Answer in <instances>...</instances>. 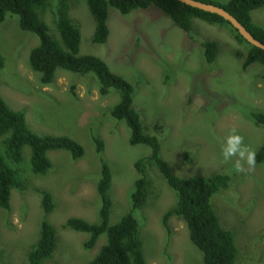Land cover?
Here are the masks:
<instances>
[{"label":"rangeland","instance_id":"rangeland-1","mask_svg":"<svg viewBox=\"0 0 264 264\" xmlns=\"http://www.w3.org/2000/svg\"><path fill=\"white\" fill-rule=\"evenodd\" d=\"M69 3L70 18L81 34L80 54L102 59L132 85V106L150 134L155 133V126L161 128L157 136L160 156L174 174L180 178L212 174L230 178L228 188L212 198V206L221 226L236 234L238 264H264V163L253 171L245 165L244 172H237L235 158L224 163L221 156L233 128L256 152L264 140V123L252 116L264 115L263 67L252 64L243 69L242 58L237 56L244 58L249 45L238 41L225 24L193 20L190 34H185L153 7L127 15L109 8L110 34L104 45H97L92 43L94 22L86 0ZM44 19L53 27L50 9ZM251 19L264 28V7L251 12ZM203 41L218 45L212 64L203 58ZM36 44L33 35L19 29L17 18L9 17L0 25V53L5 57L0 94L13 110L25 114L33 132L68 136L83 147L84 155L73 161L64 151L48 152L51 169L45 175H34L30 150L22 149L21 178L28 188L13 190L9 211L0 209V264H27L43 218L35 189L50 193L54 202L47 221L56 229V249L44 264H86L105 244V236L86 250L83 245L88 235L62 226L72 217L98 222L96 185L101 160L112 175L109 223L129 212L138 177L134 164L150 150L129 144L128 127L110 115L118 94L111 90L101 96L92 74L79 76L59 70L52 84L42 86L27 61ZM93 138L103 143L100 154ZM149 179L146 204L134 213L141 225L146 264H203L184 222L176 216H170L167 225L162 222L166 212L175 207L174 192L154 168L149 170Z\"/></svg>","mask_w":264,"mask_h":264},{"label":"trees","instance_id":"trees-1","mask_svg":"<svg viewBox=\"0 0 264 264\" xmlns=\"http://www.w3.org/2000/svg\"><path fill=\"white\" fill-rule=\"evenodd\" d=\"M214 4L233 16L254 39L264 44V28L255 24L251 12L264 7V0H228L215 3L211 0H195ZM87 9L94 22L92 43L104 45L109 37L107 25L108 9L112 8L120 15H127L134 10L158 9L170 19L172 24L185 34H190L193 20L211 25H227L238 41L248 44L237 31L218 15L203 12L187 6L177 0H86ZM50 9L52 25L44 19ZM15 17L19 29L33 35L37 44L28 55L30 69L38 75L39 83L48 86L53 83L56 73L61 70L71 74L85 76L92 74L98 83V92L106 96L111 90L118 94V102L110 111L111 117L122 121L129 129L131 146H146L150 153L137 160L134 169L137 179L130 195V210L119 220L109 223L112 202L109 197L111 171L106 162L100 161V176L96 192L100 200L98 222L89 223L81 218H68L63 228L88 235L84 249L95 247L100 236H105V244L86 264H146L141 225L134 216L141 210L150 194L151 182L149 170L154 168L162 176L166 185L176 196L175 207L166 212L162 222L170 216L180 218L187 229L190 243L202 255L203 264H238L239 251L236 245V234L223 228L212 206V198L219 191L226 190L230 178L224 174L193 176L180 178L170 165L161 158L159 152V126L154 127V134L142 125L139 114L134 110V88L121 76L113 73L102 59L92 55H81V34L79 25L70 18L69 0H0V25L7 18ZM249 45V44H248ZM203 58L212 64L219 48L214 41H203L200 44ZM248 52L242 58V68L252 64L263 67L264 51L249 45ZM5 68V57L0 53V73ZM253 118L264 123L263 114H252ZM97 153L103 151V143L93 138ZM30 150V172L34 175H45L52 167L47 153L64 151L71 160L83 157L84 149L68 136L39 135L27 124L25 114L13 110L0 94V209L9 211L10 197L13 190L24 191L28 188L26 180L21 178L22 149ZM264 163V140L256 152V165ZM41 198L43 218L39 225L38 240L27 254V264H44L50 260L56 249V229L47 221L54 210L50 193L35 189ZM168 229V227H166ZM2 252L0 250V263Z\"/></svg>","mask_w":264,"mask_h":264},{"label":"clouds","instance_id":"clouds-1","mask_svg":"<svg viewBox=\"0 0 264 264\" xmlns=\"http://www.w3.org/2000/svg\"><path fill=\"white\" fill-rule=\"evenodd\" d=\"M221 156L224 163H228L235 158L234 167L237 172H244L245 165H247L248 171L255 169L256 151L245 144L244 137L235 128L231 129L226 137Z\"/></svg>","mask_w":264,"mask_h":264},{"label":"water","instance_id":"water-1","mask_svg":"<svg viewBox=\"0 0 264 264\" xmlns=\"http://www.w3.org/2000/svg\"><path fill=\"white\" fill-rule=\"evenodd\" d=\"M177 1L192 8L201 10L203 12L220 16L226 22H228L249 45L257 47L264 51V44L254 39L253 36L233 16H231L223 8L214 4H207L195 0H177Z\"/></svg>","mask_w":264,"mask_h":264},{"label":"crops","instance_id":"crops-1","mask_svg":"<svg viewBox=\"0 0 264 264\" xmlns=\"http://www.w3.org/2000/svg\"><path fill=\"white\" fill-rule=\"evenodd\" d=\"M150 9V8H149ZM158 15H156L155 17H157Z\"/></svg>","mask_w":264,"mask_h":264}]
</instances>
